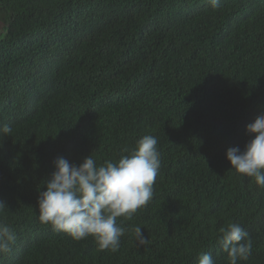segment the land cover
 I'll return each instance as SVG.
<instances>
[{
    "label": "trees",
    "instance_id": "16d2710c",
    "mask_svg": "<svg viewBox=\"0 0 264 264\" xmlns=\"http://www.w3.org/2000/svg\"><path fill=\"white\" fill-rule=\"evenodd\" d=\"M0 23V127L13 129L0 134V221L19 264H198L201 252L228 264L216 237L230 222L252 241L238 264H264V189L226 157L264 112V0H0ZM144 135L161 166L148 204L117 218L118 252L40 222L58 156L101 164Z\"/></svg>",
    "mask_w": 264,
    "mask_h": 264
},
{
    "label": "clouds",
    "instance_id": "9594fccd",
    "mask_svg": "<svg viewBox=\"0 0 264 264\" xmlns=\"http://www.w3.org/2000/svg\"><path fill=\"white\" fill-rule=\"evenodd\" d=\"M208 2L213 9L221 6V0ZM2 31L3 28L0 33ZM246 131L252 138L243 150L238 146L230 147L226 157L232 169L254 178L256 184L264 189V112L254 122L247 124ZM12 132L8 124L0 127L3 136H11ZM54 165L51 179L45 181L46 190L40 191L38 196L40 222L50 224L54 229L51 230L53 234H69L80 242H86L85 238L92 236L99 250L118 252L121 237L127 229L117 223V218L131 220L138 209L153 198L154 184L161 166L158 138L142 136L133 147L123 148L117 160H105L98 164L90 154L77 165L58 156ZM5 205L0 200V212ZM133 231L137 246L150 243L142 227L135 226ZM216 240L227 253L228 264L247 261L251 255V238L240 223L230 222L226 227H221ZM16 241L15 230L8 223L0 221V257L10 254ZM83 245L88 248L86 244ZM60 251L61 254L71 252L70 248ZM23 256L19 251L12 253L4 264H19ZM0 264H3L2 259ZM198 264H215V261L211 253L201 252Z\"/></svg>",
    "mask_w": 264,
    "mask_h": 264
},
{
    "label": "rangeland",
    "instance_id": "374dc122",
    "mask_svg": "<svg viewBox=\"0 0 264 264\" xmlns=\"http://www.w3.org/2000/svg\"><path fill=\"white\" fill-rule=\"evenodd\" d=\"M2 30V28H1V25H0V31Z\"/></svg>",
    "mask_w": 264,
    "mask_h": 264
}]
</instances>
